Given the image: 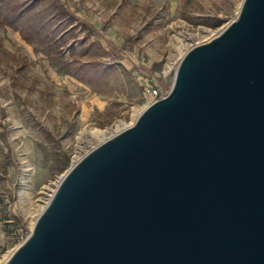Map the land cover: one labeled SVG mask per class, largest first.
<instances>
[{
    "label": "water",
    "instance_id": "obj_1",
    "mask_svg": "<svg viewBox=\"0 0 264 264\" xmlns=\"http://www.w3.org/2000/svg\"><path fill=\"white\" fill-rule=\"evenodd\" d=\"M4 264H264V0L72 165Z\"/></svg>",
    "mask_w": 264,
    "mask_h": 264
},
{
    "label": "rangeland",
    "instance_id": "obj_2",
    "mask_svg": "<svg viewBox=\"0 0 264 264\" xmlns=\"http://www.w3.org/2000/svg\"><path fill=\"white\" fill-rule=\"evenodd\" d=\"M32 1L0 0V264L72 165L134 124L150 90L167 96L183 55L243 0ZM61 4L85 25L58 17L43 31L41 14Z\"/></svg>",
    "mask_w": 264,
    "mask_h": 264
},
{
    "label": "trees",
    "instance_id": "obj_3",
    "mask_svg": "<svg viewBox=\"0 0 264 264\" xmlns=\"http://www.w3.org/2000/svg\"><path fill=\"white\" fill-rule=\"evenodd\" d=\"M45 0H33L32 2H33V4L30 6V8L31 9H35V7H36V5L38 6V5H40L42 2H44ZM40 3V4H39ZM54 13H53V15H51V13L50 14H47V13H45L44 15H42L41 14V19H43V21L41 22V25H40V28L43 30V31H45V28H46V30H47V28H49L52 24H51V22H50V20H56L58 17H60V19H62L63 21H65V23L67 24V25H65V24H62V27H64V26H70V25H73V23H74V21H78L79 23H81V24H83V25H85V23L84 22H82L81 21V19L80 18H77V17H75L72 13H70L67 9H66V7H65V5L64 4H61V5H55L54 7ZM21 11V10H20ZM23 11V10H22ZM46 18V19H45ZM69 23V24H68ZM59 24H60V22H59ZM61 25V24H60ZM60 27L61 26H59L58 25V28L60 29ZM68 28L69 27H67V28H65L64 30H68ZM71 28V27H70ZM42 31V32H43ZM55 33V32H54ZM75 35L74 34H69V35H67L66 36V38L65 37H63V38H60V39H58V38H55V42H56V44H59L60 46L62 45V44H64L66 41H67V37H71V38H69V39H72V37H74ZM73 51V50H72Z\"/></svg>",
    "mask_w": 264,
    "mask_h": 264
},
{
    "label": "built area",
    "instance_id": "obj_4",
    "mask_svg": "<svg viewBox=\"0 0 264 264\" xmlns=\"http://www.w3.org/2000/svg\"><path fill=\"white\" fill-rule=\"evenodd\" d=\"M149 94L153 98V101L150 104H153L154 102H156V101H158V100H160V99L165 97V96H162L161 94H159L157 92V90H150Z\"/></svg>",
    "mask_w": 264,
    "mask_h": 264
}]
</instances>
